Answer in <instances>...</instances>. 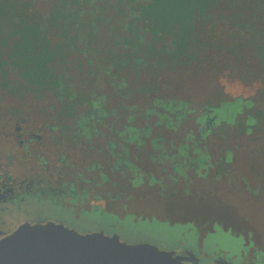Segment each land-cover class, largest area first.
<instances>
[{
  "label": "flooded vegetation",
  "instance_id": "obj_1",
  "mask_svg": "<svg viewBox=\"0 0 264 264\" xmlns=\"http://www.w3.org/2000/svg\"><path fill=\"white\" fill-rule=\"evenodd\" d=\"M78 1L85 37L89 36L90 24L96 26L99 35L93 49L87 47L86 39L78 61L50 65V73L47 65L50 78L46 82L39 79L38 65H0V246L23 231L40 228L66 229L85 237L105 235L131 244L119 235L129 218L134 222L154 218L166 221L156 216L138 215L131 207L141 201V192L146 187L159 192L161 203L167 196L181 191H167L164 178L150 173V165H161L164 172L166 163L170 165L165 155L177 154L184 143L159 142L161 146L158 147L149 137L134 141L135 128L125 126L129 112L132 114L133 111L125 106H133L135 101L139 107L147 108L150 94L163 83L166 72L177 74L183 82L182 91H186L189 82L195 84L199 69L213 73V65L234 64L224 61L229 59L227 52L222 51L223 56H220L211 47L200 48V55L196 53V46L188 55L181 51L166 55L162 43L148 53V47L145 52L140 51L141 62L135 63L139 52L127 43L119 45L116 38L132 37L124 25L134 21L133 8L144 0ZM35 4L45 11L49 8L50 12L53 0ZM137 22L142 27V20ZM140 33L146 41H152L150 32L143 30ZM199 35L207 37L208 33ZM116 58L126 59V62L117 65ZM139 83L145 84L146 88L135 87ZM68 90L72 99L66 104L64 101L70 100L66 95ZM49 95L59 104L49 105ZM134 95H140L141 101L134 100ZM152 98L187 102L178 96L154 94ZM215 98L213 104L226 99L223 94ZM96 101H104L111 110L109 126L103 117V122L95 124L90 118L94 111V114L98 113L91 105ZM72 106L79 110H69ZM198 111L200 108H191L192 116ZM81 118L90 119L80 124ZM141 120L144 123V119ZM156 131L165 133L160 127ZM187 144L192 151L193 143ZM189 155L196 156L193 152ZM184 161L187 164L183 170L185 176L196 163L192 157L184 158ZM224 165H228L227 161ZM135 179H138L137 183ZM171 179L176 182L177 176H171ZM92 217H109L114 222ZM250 230L244 229V233L247 244L254 245L250 249L254 254L255 248L262 249L255 243L257 237L261 245L262 236ZM198 260L184 262L232 264L220 257L206 263Z\"/></svg>",
  "mask_w": 264,
  "mask_h": 264
},
{
  "label": "trees",
  "instance_id": "obj_2",
  "mask_svg": "<svg viewBox=\"0 0 264 264\" xmlns=\"http://www.w3.org/2000/svg\"><path fill=\"white\" fill-rule=\"evenodd\" d=\"M38 1L42 0H0V65H38L39 79L46 82L50 78L47 75V65L50 73V65H68L69 61H78L85 40L87 39V47L93 49L98 43L99 35L96 26L90 24L89 36L85 37L78 0H53L50 12L49 8L45 11L40 3L36 5ZM132 14H135L134 21L124 25L132 37L129 39L121 36L116 40L119 45L121 42L124 45L127 43L128 47L139 52L136 53L138 56L135 63L141 62L140 51L145 52L144 49L148 47V53L159 43H162L165 54L171 56L179 51L188 55L195 46L196 53L200 55V48L211 47L220 56H223L222 51L227 52L231 64L246 67L241 80L257 79L264 88V0H144L137 8H133ZM140 19L142 27L137 22ZM143 30L150 32V43L140 33ZM203 32L208 33L207 37L199 35ZM116 59L117 65H124L126 62V59ZM213 67L214 72L222 77H226L225 72L230 68L222 65ZM228 70L231 75L236 74L232 69ZM66 95L70 100L64 103L68 104L72 95L69 90ZM263 95L264 89L261 96ZM243 103L252 105L246 106L242 113L241 110L232 113L234 124L222 121L224 111L234 104L243 106ZM106 104L104 101L91 102L93 108L98 109L97 115L94 111L90 117L94 124L101 122L103 118L109 120L111 110H108ZM126 107L133 111L132 114L129 112L128 122L125 123V126L135 128L133 140L142 141V137H149L151 143L158 147L161 146L159 142L176 141L168 140L165 133L163 135L156 131L157 127L179 133L191 122V118L194 120L196 129L178 141L184 143L180 145L178 153L165 155L166 162L170 163L173 170L172 178L174 175L175 178L184 176V166L187 165L184 158L192 157L194 164L196 163L193 168L197 170L210 164L211 156L206 151L210 135L229 134L231 129L253 132L254 129H260L264 115L254 99L243 97L226 98L216 104L205 105L194 117L189 103L175 98H151L147 108L135 103ZM68 109L79 110L73 106ZM242 116H245L244 120ZM90 118H81L78 122L83 124ZM106 125L109 126L110 122ZM191 142L194 145L192 151L187 144ZM191 152L196 156H190ZM137 181L135 179L136 183Z\"/></svg>",
  "mask_w": 264,
  "mask_h": 264
},
{
  "label": "rangeland",
  "instance_id": "obj_3",
  "mask_svg": "<svg viewBox=\"0 0 264 264\" xmlns=\"http://www.w3.org/2000/svg\"><path fill=\"white\" fill-rule=\"evenodd\" d=\"M223 66L230 67L228 69L236 74L231 75L230 70L225 72L223 68L226 77H222L215 72L199 69L195 84L189 82L186 91H182L183 82L179 81L177 74L166 72L163 83L153 89L149 100L154 94L178 96L187 101L190 108L199 109L216 102L215 97L223 94L228 99H254L256 106L264 112V95L261 96L264 88L260 82L257 79L241 80L245 66ZM135 87L146 88V85L139 83ZM134 100L140 102L141 96L134 95ZM57 103L49 95V105ZM250 104L243 103L244 107L237 104L230 106L222 113V121L234 124L232 113L238 110L242 113ZM241 118L244 120L245 116ZM190 121L179 133L165 130L167 139L178 142L190 131L193 132L195 123L192 118ZM206 151L211 156L208 167L201 170L191 168L185 176H177L176 182L170 177L173 175L170 165H165L164 172L161 165H150V173L164 178L167 191H181L164 198L162 206L159 192L146 187L141 192V201L135 202L131 210L138 215L156 216L166 221L154 218L134 222L133 218H129L124 223V229L119 230V235L131 244L144 243L177 252L193 251L203 263L220 257L232 264H264V115L260 129L253 132L231 129L229 134L210 135ZM226 161L228 165H224ZM97 219L113 221L109 217ZM247 228L262 236L261 245L259 238L255 239L256 247L262 249L255 248L254 254L250 252L254 245L247 244L244 233Z\"/></svg>",
  "mask_w": 264,
  "mask_h": 264
},
{
  "label": "water",
  "instance_id": "obj_4",
  "mask_svg": "<svg viewBox=\"0 0 264 264\" xmlns=\"http://www.w3.org/2000/svg\"><path fill=\"white\" fill-rule=\"evenodd\" d=\"M192 252L127 244L105 235L80 236L66 229L23 231L0 246V264H185Z\"/></svg>",
  "mask_w": 264,
  "mask_h": 264
}]
</instances>
